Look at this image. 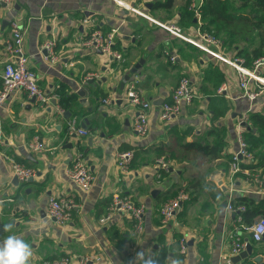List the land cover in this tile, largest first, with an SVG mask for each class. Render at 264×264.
Masks as SVG:
<instances>
[{
  "label": "crops",
  "instance_id": "1",
  "mask_svg": "<svg viewBox=\"0 0 264 264\" xmlns=\"http://www.w3.org/2000/svg\"><path fill=\"white\" fill-rule=\"evenodd\" d=\"M122 1L124 5L115 0H14L11 8L0 5V85L10 20L16 18L25 32L29 66L48 96L40 104L16 88L1 107L0 243L13 234L24 239L33 253L28 264H42L52 257H70L68 264H81L79 258L85 255L101 258L88 264H146L148 260L153 264H234L231 234L235 213L227 209L229 197L234 200L237 195H247L261 204L264 175L251 170L249 176H232L230 158L238 148L237 130L243 116L251 110L264 114V91L250 101L231 64L149 18L178 26L184 35L197 38V7L203 0L198 6L196 0ZM189 1L192 3L187 7ZM191 12L196 15L192 22ZM97 28L104 32L118 29L114 49L125 61L82 44ZM48 40L55 41L54 61L44 51ZM236 47L222 42L216 50L234 58ZM167 52L175 61H170ZM137 63L141 64L138 71L126 81L125 75ZM90 73L95 76L88 78ZM184 75L196 92L193 103L170 120L159 119L162 102L169 99ZM131 83L153 103L146 135L134 129L140 107L128 97ZM80 88L86 90L85 102L78 94ZM106 98L112 103H105ZM85 119L89 120L86 128L82 127ZM72 120L87 133H67ZM245 125L241 123L243 130ZM217 132L225 145L221 157L185 148L197 139L216 142ZM35 137L44 142L46 150L29 148ZM77 150L84 153L95 175L88 191L67 174ZM124 150L137 152L127 171L117 164L118 152ZM160 152L171 164L163 177L156 164ZM12 158L36 169L32 180L16 182ZM232 183L234 191L230 193ZM170 186L174 193H165ZM182 188L189 200L183 202L174 219L164 223L160 206ZM116 194H129L136 204L145 206L141 233H134L135 220L125 211H116L102 222ZM49 196H71L79 204L67 223L49 217ZM8 223L14 227L6 232L4 225ZM241 236L253 246V253L241 263L264 264V238L252 243L251 233L243 229ZM183 237L186 252L181 251ZM138 252L145 257L135 260Z\"/></svg>",
  "mask_w": 264,
  "mask_h": 264
},
{
  "label": "built area",
  "instance_id": "2",
  "mask_svg": "<svg viewBox=\"0 0 264 264\" xmlns=\"http://www.w3.org/2000/svg\"><path fill=\"white\" fill-rule=\"evenodd\" d=\"M120 4H125L122 0H115ZM14 0H0V5H5L9 8L12 7ZM130 9H134L129 6ZM136 10V9H134ZM138 11V10H137ZM151 20L158 25L169 30L175 36H178L200 49L220 58L221 60L231 64L238 72L239 84L243 90L244 96L250 101L257 99L259 95L264 91V75L260 73V68L264 65V56L256 59L251 67L244 64V59L241 57L228 58L219 53L216 48L220 47L222 41L221 38L213 34L212 32L203 31L200 28L197 30V38H193L184 35L178 26H170L163 22H159L150 17ZM117 28H113L109 32H104L101 29H94L90 34L82 41V44L88 48L99 49L104 53L111 54L118 61H125L124 55L114 49V38L117 32ZM44 47L49 53V58L54 61L57 59L54 47L55 41L48 40L44 44ZM6 52L7 61L4 66L3 73L1 75L0 85V118L1 107L4 104L6 98L10 92L16 88H21L30 97H35V101L42 104L48 99V96L43 88L38 83L37 75L32 71L29 66V55L25 48V32L20 21L16 18L10 20V36L6 40ZM170 61H175V56L170 55L167 52ZM94 73H90L88 78H93ZM196 96V92L192 85L191 79L184 75L182 76L176 86L171 91L170 97L164 100L159 110V119L167 121L178 115L185 105L193 103ZM128 97L131 102L140 107L139 113L134 123L135 131L140 135H146L150 128V114L153 107V103L144 97L138 91L136 84L131 83L128 89ZM104 102L111 104L112 101L109 98L104 99ZM249 114L246 113L238 126L237 130V142L238 148L232 154V160L230 163L231 175L239 173L250 175L251 169L243 168L242 163H249L255 160L253 151L250 150V145L244 137L243 127L241 123L248 122ZM77 132L81 135H85L87 130L76 126L75 120L69 122L67 127V133L71 134ZM29 148L32 151L46 150V146L42 140L35 137L29 142ZM117 164L123 171H127L133 158V150H124L118 152ZM12 160V168L17 175L20 182H27L31 177L36 174V169L31 166H27L14 158ZM158 170H169L171 167L170 161L165 157H160L156 160ZM68 177L79 185L83 190H90L95 181V175L90 169L88 163L85 160L84 153L81 150H77L74 153L73 160L70 167L67 170ZM161 176V172H159ZM258 180V179H257ZM232 193L234 191L233 183L230 188ZM190 198L187 191L182 188L179 192L167 199L159 208V212L164 223L174 219L176 213L182 208V204L188 201ZM79 204L71 196H49L48 198V215L51 218H55L60 224L67 223L73 212L78 208ZM227 209L235 213L234 224L235 228L231 234L233 243V254H240L247 248L248 241L241 236L242 229H246L251 233V239L259 242L264 238V216L254 221L251 225L247 226L244 223L243 215L241 212L246 210L245 204H235L233 196L230 195ZM125 211L135 220L134 233L139 234L144 229L143 216L145 213V206L143 204H136L133 198L129 194H116L111 203L107 207L106 215L103 216L102 222L108 221L114 212ZM181 251L186 252L187 241L186 238L180 239ZM101 258L98 256L85 255L79 258L81 264H88L95 260L99 261ZM71 262L70 257H61L54 260H45L42 264H68ZM237 264H242L241 262Z\"/></svg>",
  "mask_w": 264,
  "mask_h": 264
},
{
  "label": "trees",
  "instance_id": "3",
  "mask_svg": "<svg viewBox=\"0 0 264 264\" xmlns=\"http://www.w3.org/2000/svg\"><path fill=\"white\" fill-rule=\"evenodd\" d=\"M235 1L237 0H203L197 7L200 12L199 25L201 30L212 32L220 37L224 44H229L231 47L237 46L235 57L243 58L244 64L251 67L256 59L264 56V0H238L239 4L237 5ZM191 3L189 1L187 7ZM195 16L191 12L190 22L194 20ZM241 23L247 24L249 28L246 31L237 29ZM249 34L252 36L249 37ZM256 37L259 42L253 41ZM262 73L264 74V71ZM219 102L224 103L222 99ZM214 130L212 128V131ZM243 133L250 145V150L254 153L255 160L247 164L242 163V167L260 170L261 175H264V114L261 111L251 110L249 112V119L244 126ZM216 136L219 137L220 133L217 132ZM185 148L211 158H219L223 155L225 145L223 138L219 137V140L213 143L202 139L190 141L185 144ZM136 155L137 152L134 151V158ZM163 155L164 152H160L158 157ZM231 160L232 156L230 162ZM159 172L163 177L169 173V170L161 169ZM172 190L173 186H170L165 190V193L173 194ZM234 203L246 205V210L241 214L247 226L254 222L256 216L264 215V201L257 205L254 197L237 195L234 197ZM252 243H256V241L252 240ZM54 259L57 258H51V260Z\"/></svg>",
  "mask_w": 264,
  "mask_h": 264
},
{
  "label": "clouds",
  "instance_id": "4",
  "mask_svg": "<svg viewBox=\"0 0 264 264\" xmlns=\"http://www.w3.org/2000/svg\"><path fill=\"white\" fill-rule=\"evenodd\" d=\"M13 227L12 223L5 224L4 230L9 232ZM32 255L30 245L17 235H9L0 243V264H28ZM144 257L143 252H138L134 259L140 260ZM146 264H153V261L148 260Z\"/></svg>",
  "mask_w": 264,
  "mask_h": 264
},
{
  "label": "water",
  "instance_id": "5",
  "mask_svg": "<svg viewBox=\"0 0 264 264\" xmlns=\"http://www.w3.org/2000/svg\"><path fill=\"white\" fill-rule=\"evenodd\" d=\"M200 1H201V0H196V5H197V6L200 4ZM2 5H3V4H2ZM44 51L46 52L47 50H44ZM141 62H143V60H141ZM140 66H141L140 63L135 64V66L131 69V72H130L129 74H126V75H125V80H126V81L129 80L130 77H131V74L137 72V71H138V68H139ZM124 84H125L124 82L121 84V87H122V88L124 87ZM78 94L82 97V99H81L82 102H85V101H86V90H85L84 88H80V89L78 90ZM32 101H35V97H32ZM68 113H69V116H70L71 113H70V112H68ZM88 124H89V120H88V119H85V120L82 122V127L86 128ZM245 124H246V122L243 121V122H242V125H245ZM73 135H75V134H73ZM69 147H72V145L69 144ZM31 159H32V157H31ZM40 173H41V172H38L39 175H40ZM15 180H16V182L18 181V177H17V176L15 177ZM30 180H32V178H30ZM155 193H156V190L153 192V194H155ZM54 219H55V218H54ZM252 253H253V246H252L251 243H248V244H247V248H246L245 250H243L242 252H240V254H237V255L233 256L232 259H231V261H232L234 264H237V263L241 262L242 259L248 257V256L251 255ZM256 259H257L258 261H260V260H261V257H260V256H257Z\"/></svg>",
  "mask_w": 264,
  "mask_h": 264
},
{
  "label": "rangeland",
  "instance_id": "6",
  "mask_svg": "<svg viewBox=\"0 0 264 264\" xmlns=\"http://www.w3.org/2000/svg\"><path fill=\"white\" fill-rule=\"evenodd\" d=\"M240 29V30H244V31H246L249 27H248V25L247 24H243V23H241V24H239L238 26H237V29ZM252 33H254L252 30H250ZM252 35L251 34H249V37H251ZM253 41H255V42H259V39L256 37ZM233 58V57H232ZM264 67V66H263ZM263 67H262V69H263ZM244 231L245 232H247L248 230H246V229H244Z\"/></svg>",
  "mask_w": 264,
  "mask_h": 264
}]
</instances>
